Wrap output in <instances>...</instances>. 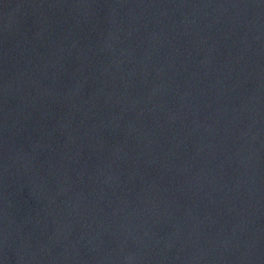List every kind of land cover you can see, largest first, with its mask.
Wrapping results in <instances>:
<instances>
[{"label": "water", "instance_id": "1", "mask_svg": "<svg viewBox=\"0 0 264 264\" xmlns=\"http://www.w3.org/2000/svg\"><path fill=\"white\" fill-rule=\"evenodd\" d=\"M0 264H264V0H0Z\"/></svg>", "mask_w": 264, "mask_h": 264}]
</instances>
